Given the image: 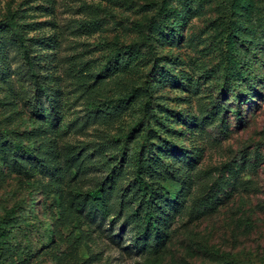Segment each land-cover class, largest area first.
<instances>
[{
  "label": "rangeland",
  "instance_id": "obj_1",
  "mask_svg": "<svg viewBox=\"0 0 264 264\" xmlns=\"http://www.w3.org/2000/svg\"><path fill=\"white\" fill-rule=\"evenodd\" d=\"M0 264H264V0H0Z\"/></svg>",
  "mask_w": 264,
  "mask_h": 264
},
{
  "label": "trees",
  "instance_id": "obj_2",
  "mask_svg": "<svg viewBox=\"0 0 264 264\" xmlns=\"http://www.w3.org/2000/svg\"><path fill=\"white\" fill-rule=\"evenodd\" d=\"M29 65H31V62L28 63ZM138 172V175H137V181L140 185V188L142 190V192L145 194L148 190V185L144 182V180L142 179L141 175H139V170L137 171ZM147 226L145 228V230H149L150 228L154 227V222H152V220H150V214L148 215L147 217ZM48 235H51V230L49 232H47Z\"/></svg>",
  "mask_w": 264,
  "mask_h": 264
}]
</instances>
